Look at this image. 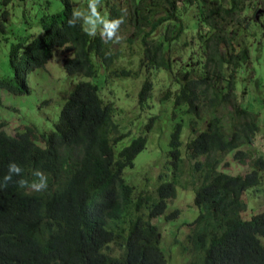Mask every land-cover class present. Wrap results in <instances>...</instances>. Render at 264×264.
Masks as SVG:
<instances>
[{"label":"trees","instance_id":"trees-1","mask_svg":"<svg viewBox=\"0 0 264 264\" xmlns=\"http://www.w3.org/2000/svg\"><path fill=\"white\" fill-rule=\"evenodd\" d=\"M101 2L107 19L124 16L119 44L103 41L99 32L89 37L82 21L69 27L73 8L80 6L73 0H61L54 13L42 17L39 34L6 38L14 39L8 53L12 74L0 76V89L11 94L30 95L29 76L55 56L69 75L104 76L101 84H75L47 133L26 126L12 135L0 122V184L11 163L23 169L0 187V264H168L152 220L181 217L177 209L167 210L187 159L196 160L190 172L199 213L177 243L188 256L184 264H264V212L243 218L244 194L254 189L264 196V156L243 149L256 141L260 114L243 107L237 96L238 73L251 66L246 33L252 35L256 25L244 18L246 1L242 6L240 0ZM189 13L194 20L188 25L183 19ZM9 22L16 20L4 9L2 32L16 27ZM161 72L166 89L158 101ZM141 77L133 109L140 121L132 133L117 119L124 111L115 103L114 85ZM157 103L182 107L183 117L170 125L161 176L170 180L137 191L125 171L135 167L156 124L167 117L162 108L153 114ZM230 154L251 170L243 175L220 170L229 166ZM37 169L48 177L47 190L18 186L19 179H34ZM112 245L119 247L117 254Z\"/></svg>","mask_w":264,"mask_h":264},{"label":"rangeland","instance_id":"rangeland-1","mask_svg":"<svg viewBox=\"0 0 264 264\" xmlns=\"http://www.w3.org/2000/svg\"><path fill=\"white\" fill-rule=\"evenodd\" d=\"M79 3V9L87 12L88 0H73ZM240 6L245 2L243 7L244 18H247L254 29L252 35L246 33V41L250 51L251 66H243L238 73L237 96L242 106L250 111L260 114V131L253 145L244 147L253 155L264 156V12L256 20V11H264V0H240ZM50 2L51 4L49 5ZM102 5L104 3L101 2ZM61 5V0H13L10 4H4L0 0V12L9 9L14 15L15 22H9L8 25L16 26L12 29L9 27L6 32L0 30V76L9 77L12 70L8 67V53L11 43L6 38L17 34L24 37L33 34H39L42 29L39 21L42 17L51 15ZM102 15L107 18L106 9L100 8ZM191 13L184 16L183 22L186 24L193 23ZM193 29V28H192ZM122 40L123 37L121 36ZM104 74L101 73L97 79H89L79 75H69L63 67L61 57L55 56L44 68L37 69L28 78L30 95L18 96L9 93L7 90L0 89V122H5L4 130L9 134H15L16 131L26 129V126H35L41 133L48 132L55 128L59 119L61 109L65 103L66 94L72 87L80 81H89L95 84H101ZM159 84L157 88V97H160L166 89V75L164 72L158 75ZM144 82V77L132 81H118L115 83V103L119 109H123V114L117 119L121 124H126L132 133L136 132L135 125L140 118L135 119L133 109L138 106V93ZM108 94V91H105ZM245 92V94H244ZM164 109L167 117L159 121L150 135L147 148L136 158L135 167L125 171V178L131 186H137L136 190L155 189L164 179L170 180V177L163 176V165L165 162L166 152L169 150V138L171 132V123L173 119L180 120L182 107H173L172 105H160L154 107L153 114H158L160 109ZM151 110H147L150 112ZM172 112L176 117H172ZM149 116V114L146 116ZM128 140V139H127ZM126 140V141H127ZM186 144V137H184ZM183 152L186 154V147L183 146ZM233 154L226 156L229 166H220V170L230 175L245 174L251 170L250 165L240 164L233 159ZM204 160V158H199ZM185 167V175L177 184V196L169 200L168 212L177 209L181 217L173 222H165L164 218L153 219L152 223L159 226L161 240L168 264H184L188 256L183 254L177 243L184 241L189 232L188 223L192 222L199 210L194 205V185L191 183L190 164L196 160H188ZM264 175V173H263ZM161 177V178H160ZM145 191V190H144ZM248 205V210L243 213V218L249 219L252 214L264 212V196L254 189H249L243 196ZM187 223V224H186ZM111 251L117 254L120 249L117 245L111 246Z\"/></svg>","mask_w":264,"mask_h":264},{"label":"clouds","instance_id":"clouds-1","mask_svg":"<svg viewBox=\"0 0 264 264\" xmlns=\"http://www.w3.org/2000/svg\"><path fill=\"white\" fill-rule=\"evenodd\" d=\"M101 7V0H88L87 12L79 8H73L71 18L68 20V26L75 27L78 22L82 21V30L89 37H95L99 32L103 41L119 44L122 39L119 35L120 29L125 23L124 16L107 19L100 11ZM22 173L23 169L19 165L11 163L8 168V175L3 177V183L0 184V187H6L8 183L12 182L13 175L20 176ZM32 176L34 179L31 181L23 178L19 179L17 181L18 186L34 192L47 190L48 177L45 173L37 169L32 172Z\"/></svg>","mask_w":264,"mask_h":264},{"label":"water","instance_id":"water-1","mask_svg":"<svg viewBox=\"0 0 264 264\" xmlns=\"http://www.w3.org/2000/svg\"><path fill=\"white\" fill-rule=\"evenodd\" d=\"M263 12L264 11L263 10H260V9L257 11V13H256V19L257 20H259V17H260L261 14H263Z\"/></svg>","mask_w":264,"mask_h":264}]
</instances>
